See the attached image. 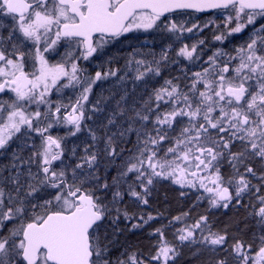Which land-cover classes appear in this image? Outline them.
Instances as JSON below:
<instances>
[{"label":"snow or ice","instance_id":"snow-or-ice-1","mask_svg":"<svg viewBox=\"0 0 264 264\" xmlns=\"http://www.w3.org/2000/svg\"><path fill=\"white\" fill-rule=\"evenodd\" d=\"M187 10L227 13L225 29L214 36L220 42L261 23L234 54L218 49L188 82L174 77L153 88L129 127L98 136L87 113L99 111L101 101L89 97L117 70L82 79L79 61L134 30L202 31L170 20ZM0 17L12 21L0 24V156L17 141L30 149L23 156L18 147L0 166V264H177L181 249L194 245V256L211 254L209 264H264V0H0ZM203 44H185L178 55L199 60ZM62 47L68 50L52 63ZM167 60V50L153 62L136 60L144 69L136 79L159 76ZM76 86L73 103L51 99ZM115 123L114 114L108 124ZM58 126L69 127L66 136L52 134ZM82 130L92 143L82 155L70 149L76 159L68 163L64 141ZM132 132L135 141L125 149L121 142ZM163 182L179 186L181 197L195 192L192 208L206 200L208 211L244 209L262 233L246 240L239 221L214 229L206 214L188 223L189 209L152 230L157 240L147 252L123 243L125 231L162 214L117 205L128 195L147 206ZM121 217L137 222L122 229ZM175 225L169 241L165 229Z\"/></svg>","mask_w":264,"mask_h":264},{"label":"trees","instance_id":"trees-1","mask_svg":"<svg viewBox=\"0 0 264 264\" xmlns=\"http://www.w3.org/2000/svg\"><path fill=\"white\" fill-rule=\"evenodd\" d=\"M202 17L204 18L207 16ZM251 35L252 34L243 37H235L225 45L214 43L215 39L212 36L211 39L203 37L206 43L201 48L200 64L207 61L208 57L218 49L234 54L233 49L244 44ZM191 42L173 40L169 36L159 38L145 35H125L109 43L104 52L89 63L88 76L94 77L96 71L105 72L109 69L117 70V75L109 76L108 79L99 82L94 89L90 98V103H95L96 100H100V110L87 113V115L91 117V119L87 121L88 127L95 130L98 136L104 135L106 130L111 134V132H117L123 128H127L132 123L130 118L135 115L136 111L142 108L144 101L148 99L153 88H159L163 85L165 79H173L174 77L180 78L182 84L188 82L192 73L195 71L187 64L184 57L178 55V52L179 49L187 43L191 45L196 44L195 40ZM165 50H167L168 53V60L161 63V74L159 76H152L149 74L143 80H137V68L139 67L141 71L144 69L138 66L135 61L145 60L146 62H153L154 59L159 60L161 52ZM153 66H155L154 63ZM121 97H123V99H121ZM121 109L124 110L123 115L119 114ZM114 114L116 123L114 125H109L108 121L113 118ZM132 126L138 127V124H132ZM36 139L38 142V137ZM130 141H135L134 132L123 138L121 142L122 146L125 149L130 148ZM91 143V138L86 130H82V132L78 133L76 136H67L64 141L67 162L74 163L76 159V157L71 155L70 149L75 147L77 154L82 155L84 146ZM101 146L102 145H97V147ZM18 147L23 148L21 155H28L30 149L24 147L23 142L18 143L17 141L13 143L12 149L6 155L0 156V162L4 158H8L9 164L12 159L11 152ZM117 163H119V161H117ZM254 167L258 169L261 165L257 162L254 164ZM110 174L114 175L115 173L110 171ZM180 191L181 190L174 185L163 182L150 198V204L147 206L138 204L135 202V198L125 195V199L117 205L121 209L127 208L130 213L136 214L146 215L147 213H151L155 216L157 213H161L162 215L142 229L125 231L120 237L121 241L139 247L147 252L157 240L156 236L149 235L152 230L156 227L167 225L168 221L171 220L173 216L179 215L189 209L192 210L190 212V218L187 221L188 223L192 222L191 217H195L198 214H206L209 215L210 220L214 222V229L223 226L226 222L239 221L238 228L241 230L239 234L246 240H251L254 236H258L262 233V227L255 219L251 217H248L246 220L244 219L246 216L244 209H239L238 211L234 209L217 215V213L214 214L208 211V207L206 205H201L200 202L195 208H192L197 194L192 192L189 196L181 197L179 195ZM245 199L247 200L248 198L245 197ZM136 222L135 219L126 221L121 217L118 223L120 228L129 229L131 223ZM175 227H179V225L165 229V237L169 241L174 240L173 233ZM236 227L237 225L234 224L233 230H235ZM195 247V245L192 246V248L187 246L183 247L181 249V256L177 258V264H209L211 254L202 252L198 256H194L193 251Z\"/></svg>","mask_w":264,"mask_h":264},{"label":"rangeland","instance_id":"rangeland-1","mask_svg":"<svg viewBox=\"0 0 264 264\" xmlns=\"http://www.w3.org/2000/svg\"><path fill=\"white\" fill-rule=\"evenodd\" d=\"M226 15H227V13H223V14H219V15H216V14H214L212 16L210 15V16H207V17H204V18L202 17L201 20H200L201 21L200 26L203 29L202 31L197 30V29H193V32H191V33L183 32V33H180V34H176V33H173V32H169L167 30H157V29L154 28V29H150L148 31H144V30H134L133 32L127 33L125 35H127V36H130V35H134V36L141 35V36H143V35H145V36H154V37H159V38L169 36L173 40H182V41H186V42H191L192 40H195V43L197 44L199 40H203L204 41L203 37H208V38L211 39L215 35L220 34V32L223 31L225 29V27L222 28L221 27L222 25L220 26L218 24V22H224ZM171 21H173V20H171ZM259 21H260V19L257 20L256 24ZM205 23L208 24V27H203V25ZM251 27L252 26H249V28H251ZM247 30L248 29H246L244 32H246ZM243 33L234 34L233 36L228 37V39L225 40V41H223V42L214 40V43H217V44H220V45H225L231 39H233L236 36H239V35H241ZM205 41H204V44L206 43ZM193 43H194V41H193ZM187 44L189 46L191 45L190 43H187ZM204 44L198 46V48H197V51L198 52H201V48L204 46ZM107 45H105V47L103 49L98 50V52L96 54H94L92 57H90L88 59L89 63L92 62L96 57L100 56V54H102L104 52V50L107 47ZM184 60L187 62V64L189 66L192 67V69L195 72L196 71H201L202 70V67H206L207 66L205 63H201L200 64V62H201V56H200V59L199 60L189 61V60H187L185 58H184ZM198 64H199L200 67L198 66ZM98 83L99 82H97V84L95 86H93V91L96 88V86L98 85ZM64 94L65 93H59V94L54 93L53 96L51 97V99L54 100V98L56 97V95H64ZM91 96H92V94L90 95L89 100H90ZM33 108H35V106H33ZM41 110H43V109H41ZM62 128H63L62 131L59 132V133L61 135H66L68 133V131H69V127L68 126H63ZM52 134L53 135H56L57 133H55V132L52 131ZM166 183H169V182H166ZM253 183H256V181H253ZM174 186L176 188L180 189L179 186H176V185H174ZM200 204L201 205H206L208 207V204H207V201L206 200L201 201ZM232 210H234V209H232V208H229L228 210L211 209L210 212H213L214 214L217 213V215H218V214H222V213H225L227 211H232Z\"/></svg>","mask_w":264,"mask_h":264},{"label":"flooded vegetation","instance_id":"flooded-vegetation-1","mask_svg":"<svg viewBox=\"0 0 264 264\" xmlns=\"http://www.w3.org/2000/svg\"><path fill=\"white\" fill-rule=\"evenodd\" d=\"M224 12L222 11H217L215 13H213L212 15L216 14V15H219V14H223ZM203 15H200V14H197V13H189V12H182V13H177V14H173V15H170V20H173L175 22H177L178 24L180 23H183L184 26L186 27H190L193 23H196V24H201V18H202ZM210 16V15H208ZM261 23V20L255 25V26H252L251 28H249L246 32H244L243 34L239 35V36H236V37H243V36H246V35H249V34H252V31L251 29L253 27H259ZM0 24L4 25L5 28L9 25L12 24V21L10 18H7V17H0ZM218 24L223 28L225 27V24L224 22H218ZM0 32H4V34L6 35V31L5 29H0ZM68 49L66 47H62L58 50L57 53H53L51 56H50V61L52 63H55L57 61H60L61 58L63 57L65 51H67ZM79 65L82 69H84V71L80 74L82 79L83 77H86L88 76V68H89V61L88 60H83L81 59L79 61ZM79 92H80V87L79 86H76V87H70V88H65L62 90V92H59V93H65L64 95H56V97L54 98V101H59L61 102L62 104H70V103H73L76 99V97L79 95ZM56 93V92H54ZM59 93H56V94H59ZM4 99H9V97L5 96L3 97ZM63 126H58L54 129H52L53 132L57 133L56 135H59L61 136V134L59 132L62 131V128ZM22 143V141H18V143ZM17 150V149H14V151ZM8 158H4L1 162H0V166H3V165H8Z\"/></svg>","mask_w":264,"mask_h":264},{"label":"water","instance_id":"water-1","mask_svg":"<svg viewBox=\"0 0 264 264\" xmlns=\"http://www.w3.org/2000/svg\"><path fill=\"white\" fill-rule=\"evenodd\" d=\"M217 11H220V10H209V11H206V12H203V13H197V12H194L192 10H187L186 12H189V13H197V14H200V15H203V16H208L210 14H213V13L217 12ZM171 15H173V14H171Z\"/></svg>","mask_w":264,"mask_h":264}]
</instances>
